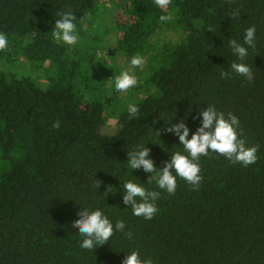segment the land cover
Masks as SVG:
<instances>
[{
    "label": "trees",
    "instance_id": "trees-1",
    "mask_svg": "<svg viewBox=\"0 0 264 264\" xmlns=\"http://www.w3.org/2000/svg\"><path fill=\"white\" fill-rule=\"evenodd\" d=\"M119 2L131 22L119 26L109 60L97 56L113 31L93 14L100 0H0L8 41L0 50V264H122L133 250L153 264H264V0H171L164 9L154 0ZM69 10L74 45L52 38L59 13ZM253 25L255 48L243 44ZM233 39L248 48L242 62L251 82L231 72L241 62ZM134 55L142 66L131 67ZM123 71L138 83L119 92L115 77ZM209 104L238 117L247 146H259L255 164L210 152L199 159V190L177 178L174 195L147 184L150 173L128 168L127 152L138 145L150 149L157 168L183 153L163 129L183 119L191 138ZM127 180L161 192L152 219L123 204ZM80 208L102 210L113 225L123 220L124 232L82 249L84 237L72 227Z\"/></svg>",
    "mask_w": 264,
    "mask_h": 264
},
{
    "label": "clouds",
    "instance_id": "clouds-1",
    "mask_svg": "<svg viewBox=\"0 0 264 264\" xmlns=\"http://www.w3.org/2000/svg\"><path fill=\"white\" fill-rule=\"evenodd\" d=\"M157 7L164 9L171 3V0H154ZM60 19L55 21V27L52 30V38L56 42H62L67 45L76 44L78 37L75 35L76 25L74 23L76 17L69 10L60 12ZM240 15L239 10L229 14L231 18ZM171 15H161L159 20L168 22ZM209 31H212L209 28ZM255 26H250L245 30L243 44L251 48H255ZM8 45L5 34L0 33V50H6ZM229 46L233 54L241 62L233 61L230 65L231 72L238 76L244 77L251 82L254 79L252 69L249 65L243 63L248 55V48L238 43L236 40H230ZM144 60L138 55H134L130 60L132 68L142 66ZM221 78H231L230 72L222 70ZM138 83L135 75L130 71H123L115 77V89L119 92H126ZM139 108L135 104L128 106V114L131 118H136ZM201 123L196 131L189 137V128L183 119L179 122L171 124L163 130L175 134L183 146V154L179 151L171 153V158L163 163L162 168H157L152 159L149 158L150 149L145 144L138 145L134 150L127 152V165L129 169H142L146 173H150L147 177V184H155L160 190L168 195H174L177 190V178L185 181L191 187V190L198 191L200 183L203 179L201 176V168L199 159L201 156L207 157L210 152L225 157L233 164H240L244 167L255 164L258 157V145L247 146L246 140L243 138V131L239 132L240 122L236 115L231 112L225 114L216 109L212 104L206 108L199 110ZM52 128H59L60 121H54ZM159 129L155 131L156 136L159 135ZM100 184L95 185L97 188ZM123 196L122 202L130 207L132 214L142 217L146 220L152 219L158 212L156 201L161 197V192L153 189L145 188L143 185L127 180L122 186ZM107 191L103 194L106 196ZM79 217L72 223V227L78 229V233L84 237L79 246L85 250L93 251L98 245L108 242L115 231L124 232L125 222L117 220L115 225L100 209L90 211L88 208H80L77 212ZM132 232H125V236L132 238ZM122 264H153L149 259H141L138 250L128 253L122 260Z\"/></svg>",
    "mask_w": 264,
    "mask_h": 264
},
{
    "label": "rangeland",
    "instance_id": "rangeland-1",
    "mask_svg": "<svg viewBox=\"0 0 264 264\" xmlns=\"http://www.w3.org/2000/svg\"><path fill=\"white\" fill-rule=\"evenodd\" d=\"M116 3V4H115ZM123 3L119 2V0H100V4L98 6V8L95 10V12L93 14H98V16H96V20L97 18L100 19V17H106L107 20H109L111 27H112V32L110 34H108L107 38L108 42H105L106 45L102 46L103 50H101L100 52H97V56H101L103 54H105V56L110 60L111 57H109L111 50L114 47V42H115V38L116 35L115 34H121V29L119 28V26L121 25H126V23H130L131 19L128 15V12L124 9L123 7ZM113 55V53H112ZM112 61V60H111ZM120 63H116V66H121L123 65L122 61H119ZM34 78H36L35 73L31 74ZM44 84V83H43ZM80 105L82 107H86L87 105V101H83L80 103ZM106 116L108 117V121L109 123L105 126V129H110L111 126H113V122L110 121L111 120V116L109 115V113L106 114Z\"/></svg>",
    "mask_w": 264,
    "mask_h": 264
}]
</instances>
